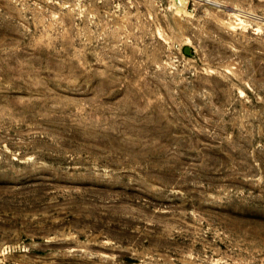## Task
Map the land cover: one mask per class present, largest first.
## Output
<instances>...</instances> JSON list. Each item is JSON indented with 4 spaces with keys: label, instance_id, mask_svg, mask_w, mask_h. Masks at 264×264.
<instances>
[{
    "label": "rangeland",
    "instance_id": "rangeland-1",
    "mask_svg": "<svg viewBox=\"0 0 264 264\" xmlns=\"http://www.w3.org/2000/svg\"><path fill=\"white\" fill-rule=\"evenodd\" d=\"M0 264H264V0H0Z\"/></svg>",
    "mask_w": 264,
    "mask_h": 264
},
{
    "label": "trees",
    "instance_id": "trees-1",
    "mask_svg": "<svg viewBox=\"0 0 264 264\" xmlns=\"http://www.w3.org/2000/svg\"><path fill=\"white\" fill-rule=\"evenodd\" d=\"M131 260L130 259H126V262H130Z\"/></svg>",
    "mask_w": 264,
    "mask_h": 264
}]
</instances>
